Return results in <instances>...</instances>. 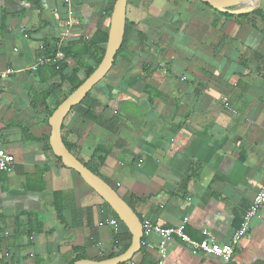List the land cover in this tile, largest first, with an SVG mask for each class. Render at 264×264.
Segmentation results:
<instances>
[{"label": "crops", "instance_id": "0c3cea01", "mask_svg": "<svg viewBox=\"0 0 264 264\" xmlns=\"http://www.w3.org/2000/svg\"><path fill=\"white\" fill-rule=\"evenodd\" d=\"M115 1L0 0V149L14 158L0 172V264L100 262L130 246L48 143L67 80L104 55ZM123 37L109 73L65 117L62 141L140 222L186 217L189 239L206 230L228 244L264 176V0L236 15L197 0H127ZM58 49L66 61L54 65ZM146 243L133 264H157L158 238ZM163 264L222 261L173 239ZM228 264H264V205Z\"/></svg>", "mask_w": 264, "mask_h": 264}, {"label": "water", "instance_id": "95a60500", "mask_svg": "<svg viewBox=\"0 0 264 264\" xmlns=\"http://www.w3.org/2000/svg\"><path fill=\"white\" fill-rule=\"evenodd\" d=\"M197 1L207 5L218 13L236 15L251 12L256 3L260 0ZM126 2L127 0H116L113 5L104 55L99 65L78 88H76L57 106L48 119V125L50 127L48 143L53 155L60 160L64 167L74 171L82 181L98 195V197L110 208L117 219L128 230L131 236L130 246L122 255L100 262L80 260L74 264H123L130 261L132 257L140 251L141 247V222L132 209L111 187L103 182L97 175L84 167L78 159L68 152L61 139V125L67 114L74 107L79 105L86 98L88 93L106 77L114 63L115 55L121 47L124 35ZM240 4H247L248 7L245 10H229V8Z\"/></svg>", "mask_w": 264, "mask_h": 264}, {"label": "built area", "instance_id": "2783aa9c", "mask_svg": "<svg viewBox=\"0 0 264 264\" xmlns=\"http://www.w3.org/2000/svg\"><path fill=\"white\" fill-rule=\"evenodd\" d=\"M68 3V0H66ZM66 59L64 54L58 49L54 54L51 62L56 65L57 62H64ZM57 68V66H56ZM5 73H1L0 77H4ZM223 107L226 110H230L225 103V99H222ZM14 164L13 156L5 153L0 149V172H9ZM264 205V176L261 189L255 194L251 200L246 212L244 213L238 229L232 234L231 239L226 245L217 244L209 235L206 230H202V239L200 241H193L185 234L184 230L187 225L188 219L184 217L176 226L171 228H161L152 224L149 220L143 219L141 221L142 238L141 246H146V239L154 235L158 238V244L156 246L158 261L157 264H163L166 256V246L173 239L181 241L189 250L192 256H212L221 259L222 264H228L234 254V250L242 238L247 234L251 221L256 217L258 211ZM114 232L118 231L119 222L117 220H109L106 222ZM123 264H133L131 261Z\"/></svg>", "mask_w": 264, "mask_h": 264}, {"label": "trees", "instance_id": "16d2710c", "mask_svg": "<svg viewBox=\"0 0 264 264\" xmlns=\"http://www.w3.org/2000/svg\"><path fill=\"white\" fill-rule=\"evenodd\" d=\"M206 7H208L207 5H205ZM209 8V7H208ZM106 41V35H103V38H102V40L100 41V43H103L104 44V42ZM123 43H124V37H123V41H122V45H121V47H120V50H121V48H122V46H123ZM119 50V51H120ZM118 51V52H119ZM118 52L116 53V55L118 54ZM63 53V52H62ZM64 54V53H63ZM102 54H103V51H101V54H100V56H99V58L97 59V61H96V65H95V67L100 63V61H101V59H102ZM116 55H115V58H116ZM64 57H65V54H64ZM115 58H114V60H115ZM65 59H66V57H65ZM62 63H64V62H62ZM95 67H93V68H90L87 72H86V74H85V77L82 79V80H79L78 79V77H77V72L76 71H73V73L71 74V76H70V78L67 80L68 81V84L70 85V92H69V94H71L76 88H78L81 84H82V82L94 71V69H95ZM68 94V95H69ZM66 98V97H65ZM65 98H63L62 100H61V102H63V100L65 99ZM60 102V103H61ZM60 103H58L56 106H55V108H57V106L60 104ZM55 110V109H54ZM53 112V111H52ZM52 112L50 113V115L52 114ZM62 143L64 144V146H65V148L68 150V152H70L75 158H76V155H75V150H74V148L73 147H71V146H69V145H67L65 142H63L62 141ZM49 152H51L50 150H49ZM56 160H58V161H60L59 159H57V158H55ZM77 159V158H76ZM84 165V164H83ZM84 167H86L89 171H91L92 173H94L95 174V172L93 171V170H91L90 168H88L87 166H85L84 165ZM116 218V217H115ZM116 220H117V218H116ZM118 221V220H117Z\"/></svg>", "mask_w": 264, "mask_h": 264}]
</instances>
